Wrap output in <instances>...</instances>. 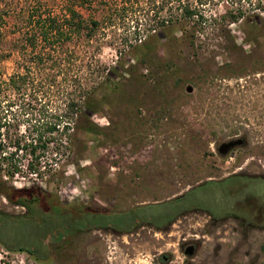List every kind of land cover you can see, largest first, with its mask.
I'll list each match as a JSON object with an SVG mask.
<instances>
[{
  "label": "rangeland",
  "instance_id": "rangeland-1",
  "mask_svg": "<svg viewBox=\"0 0 264 264\" xmlns=\"http://www.w3.org/2000/svg\"><path fill=\"white\" fill-rule=\"evenodd\" d=\"M41 1L59 8V0ZM5 3L16 11L24 6V0H0V5ZM184 6L195 9L193 19H182ZM236 10H244V16L230 23L228 15ZM80 12L84 19L97 22L92 37L69 44L72 57L63 67L67 76L55 74L52 84L50 70H34L32 87L49 109L61 100L64 77L69 80L73 73L77 79L73 86L87 88L114 68L109 88L101 85L97 96L103 105L88 115L99 134L74 130L70 124L68 131L75 133L76 143L63 144L56 153H50L49 146L40 158V175L14 176L7 183L16 189L35 183L62 204L117 214L85 219L92 224L116 226L122 220L118 214L131 211L138 222L144 223L145 217L158 224L175 208L173 204L158 206L180 195L184 196L177 203L179 208L253 218L261 209L252 206L264 202V184L247 182L239 193L232 191L234 181L199 184L209 176L211 137L222 134L227 95L231 102L240 99L244 105L240 113L252 123L264 116L262 76L251 79L252 72L243 62L239 65L245 66V76L231 78L224 70L226 61L234 60L226 55L227 42L259 43L264 52V0H94L90 10ZM12 23L9 19L0 40V53L10 54L0 58L2 81L18 70L20 61L11 51ZM244 47L240 49L245 53L251 49ZM29 125L22 122L17 130L8 128L4 133L33 137L36 130L27 129ZM3 142L7 144V139ZM0 212L20 216L24 209L0 195ZM190 217L192 232L186 234L195 235L199 245L192 258L178 250L173 228L163 234L142 225L118 236L85 226L59 254H51L47 264H251L254 257L256 264H264L263 231L252 236L247 231L241 238L238 230L232 231L235 222L229 220L222 230L208 235L200 231L203 215ZM75 223L70 215L60 220L37 217L34 222L0 218V240L15 248L35 244L40 251L47 239L60 235L64 227L67 232ZM1 241L0 264H37L23 253L7 251ZM215 248L218 253L213 256ZM161 255L168 257L166 263Z\"/></svg>",
  "mask_w": 264,
  "mask_h": 264
},
{
  "label": "trees",
  "instance_id": "trees-1",
  "mask_svg": "<svg viewBox=\"0 0 264 264\" xmlns=\"http://www.w3.org/2000/svg\"><path fill=\"white\" fill-rule=\"evenodd\" d=\"M93 1L59 0V8L56 10L41 0H24V6L18 11L10 6L11 3L0 5V40L3 38L8 20L12 19L13 23L9 30L12 36L11 51L20 59L16 63L18 70L8 76L6 81L0 80V195L12 206L24 209V213L20 216L0 212V218L7 221L34 222L37 217L51 219L54 216L60 220L61 217L66 218L70 215L76 222L67 232L64 227L60 235L53 237L52 240L47 239L45 247L40 251L35 244L26 243L25 246L17 244L15 248L13 245H5L0 240L7 251L23 253L37 264H47L49 256L53 253L59 254V251L69 244L71 236L83 231L85 226L97 228L107 225L101 221L95 224L90 221L85 222L86 218L98 216V211H92L83 206L72 207L62 204L55 195L42 191L35 183L18 189L7 183V180L14 176L40 175L42 168L40 158L46 154L49 146L52 147L50 153H56L61 145L72 146L76 143L75 133L68 131L70 124L74 130L92 135L99 134V127L90 120L88 115L97 113L103 105V100L97 96L101 85H105L104 90L109 88L108 84L114 68L107 69L102 81L93 83L87 88L77 89L73 86L77 80L73 73L75 78L69 77L68 80L64 77L61 79L65 81L62 86L64 93L61 100L49 109L36 97L32 87L36 72L50 70L52 84H55V74L67 76L63 67L70 63V57H72L67 50L69 44L81 39L88 42L97 26L96 21L84 19L80 12V10H90ZM244 12V10H236L233 15L229 14V22H237L243 18ZM195 16V9L189 6L183 7L181 12L183 20H190ZM8 57H10L9 53L6 55L0 53V58ZM26 94L30 96L29 99H24ZM22 122L30 124L27 129L36 130L33 137L18 135V133L10 137L4 133L8 128L17 130ZM3 139H7V144L3 142ZM6 147L10 149L6 150ZM23 161L26 163L24 164ZM2 177L5 180H2ZM176 200L163 203L158 207L170 206ZM133 212L119 215L122 218L127 215V220L117 221L116 226H107L124 229L131 223V218L136 219ZM167 214L169 216L162 218L170 217L172 210H169ZM103 217L109 218V216ZM142 220L154 223L152 218L143 217ZM52 242L55 243L54 247Z\"/></svg>",
  "mask_w": 264,
  "mask_h": 264
},
{
  "label": "flooded vegetation",
  "instance_id": "flooded-vegetation-1",
  "mask_svg": "<svg viewBox=\"0 0 264 264\" xmlns=\"http://www.w3.org/2000/svg\"><path fill=\"white\" fill-rule=\"evenodd\" d=\"M225 45L226 55L234 59L233 61L229 59V61H226L224 64V70L231 78L245 76V66L241 67L239 65L243 62L248 65L246 69L252 72L251 79L253 78L252 76L256 75V77L262 76L261 80H264V52L261 50L259 43L227 42ZM244 46L251 49L245 53L240 49V47L244 49ZM245 54H249V56L247 57ZM253 64H255L256 67L252 68ZM249 76L250 75H247V79H249ZM241 108H244V105L240 99L237 100V103L231 102L227 95L224 106L226 114L222 134L215 138H213V136L211 137L212 144L208 161L209 176L204 183H200L199 185L206 183L219 185L228 181H234L235 185L232 191L239 193L247 182H259L264 184V169L262 166V164H264V116L255 117V121L252 123L249 117L240 113ZM186 193H188V191H186ZM182 196L184 195L165 200L164 203L166 204L177 199L172 203L175 208H172L171 216L162 218L158 224L151 222L141 223L137 221L138 219L131 218L132 225L129 223L124 229H117L106 225L97 227V230H108L111 234L120 236L131 234L135 229H138V227H142V225L148 226L154 231L163 234L173 228L174 236L177 235V240L179 241L177 245L178 250L187 258H192L199 246L198 238L195 235L186 234V231L192 232L191 224L194 220L190 215L195 216L198 213L203 215L204 219L202 220L200 231L208 235L216 229L221 228L222 230L223 227L227 226V222L232 220L237 226L233 227L232 231L236 232V230H238L241 238L246 237L247 231H249V236H252L251 234L255 235L256 232H259L258 235H260L261 231H263L264 236V202L252 206L253 210H261H259L258 213H254V217L248 220L245 216L243 217L240 214L224 213L223 215L215 216L195 207L179 208L177 207V203ZM98 213L105 217L116 214L105 213L101 210H98ZM122 220H127V217L123 216ZM233 236L237 237V234H233ZM217 253V248L213 249V256H216ZM160 259L161 262L166 263L168 257L166 255H161ZM253 263H257L256 257H254L251 262V264Z\"/></svg>",
  "mask_w": 264,
  "mask_h": 264
},
{
  "label": "water",
  "instance_id": "water-1",
  "mask_svg": "<svg viewBox=\"0 0 264 264\" xmlns=\"http://www.w3.org/2000/svg\"><path fill=\"white\" fill-rule=\"evenodd\" d=\"M190 91H191V88L187 86V87L185 88V92L189 93Z\"/></svg>",
  "mask_w": 264,
  "mask_h": 264
}]
</instances>
